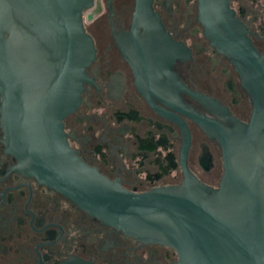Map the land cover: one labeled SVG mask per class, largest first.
<instances>
[{
  "label": "flooded vegetation",
  "instance_id": "obj_1",
  "mask_svg": "<svg viewBox=\"0 0 264 264\" xmlns=\"http://www.w3.org/2000/svg\"><path fill=\"white\" fill-rule=\"evenodd\" d=\"M230 7L264 54V0H231ZM135 8L136 0H113L110 8L101 0L92 20V10L84 16L96 59L79 107L63 120L68 143L85 164L133 193L180 187L188 177L218 189L221 144L191 114L226 124V109L249 123L251 96L204 35L198 0H153L163 27L156 35L145 27L133 35ZM0 264H179V257L169 246L124 234L22 171L0 111Z\"/></svg>",
  "mask_w": 264,
  "mask_h": 264
},
{
  "label": "water",
  "instance_id": "obj_2",
  "mask_svg": "<svg viewBox=\"0 0 264 264\" xmlns=\"http://www.w3.org/2000/svg\"><path fill=\"white\" fill-rule=\"evenodd\" d=\"M230 4L198 0V20L239 73L252 117L244 123L222 109L221 124L191 114L221 144L220 187L188 177L138 194L85 164L64 132L96 59L84 24L100 11L95 0H0L1 124L22 171L124 234L173 248L179 264H264V54ZM141 27L163 31L153 0H136L133 35Z\"/></svg>",
  "mask_w": 264,
  "mask_h": 264
},
{
  "label": "built area",
  "instance_id": "obj_3",
  "mask_svg": "<svg viewBox=\"0 0 264 264\" xmlns=\"http://www.w3.org/2000/svg\"><path fill=\"white\" fill-rule=\"evenodd\" d=\"M99 1H101V0H95L96 3H98Z\"/></svg>",
  "mask_w": 264,
  "mask_h": 264
}]
</instances>
